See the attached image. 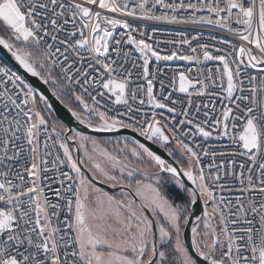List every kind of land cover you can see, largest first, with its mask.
Returning a JSON list of instances; mask_svg holds the SVG:
<instances>
[{
    "label": "snow or ice",
    "instance_id": "obj_1",
    "mask_svg": "<svg viewBox=\"0 0 264 264\" xmlns=\"http://www.w3.org/2000/svg\"><path fill=\"white\" fill-rule=\"evenodd\" d=\"M0 264H264V0H0Z\"/></svg>",
    "mask_w": 264,
    "mask_h": 264
},
{
    "label": "built area",
    "instance_id": "obj_2",
    "mask_svg": "<svg viewBox=\"0 0 264 264\" xmlns=\"http://www.w3.org/2000/svg\"><path fill=\"white\" fill-rule=\"evenodd\" d=\"M168 30H173V29H168ZM205 34H207V33H205ZM170 63H173V66H177V65L182 64L184 62H170Z\"/></svg>",
    "mask_w": 264,
    "mask_h": 264
},
{
    "label": "water",
    "instance_id": "obj_3",
    "mask_svg": "<svg viewBox=\"0 0 264 264\" xmlns=\"http://www.w3.org/2000/svg\"><path fill=\"white\" fill-rule=\"evenodd\" d=\"M100 135H102V136H107V135H109V134H100Z\"/></svg>",
    "mask_w": 264,
    "mask_h": 264
}]
</instances>
